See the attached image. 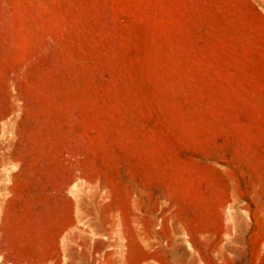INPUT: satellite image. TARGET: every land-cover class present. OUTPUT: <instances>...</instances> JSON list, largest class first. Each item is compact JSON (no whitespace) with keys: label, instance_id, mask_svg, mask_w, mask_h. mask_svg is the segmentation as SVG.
Returning <instances> with one entry per match:
<instances>
[{"label":"rangeland","instance_id":"1","mask_svg":"<svg viewBox=\"0 0 264 264\" xmlns=\"http://www.w3.org/2000/svg\"><path fill=\"white\" fill-rule=\"evenodd\" d=\"M79 246L264 264V0H0V264Z\"/></svg>","mask_w":264,"mask_h":264},{"label":"crops","instance_id":"2","mask_svg":"<svg viewBox=\"0 0 264 264\" xmlns=\"http://www.w3.org/2000/svg\"><path fill=\"white\" fill-rule=\"evenodd\" d=\"M88 239L91 241L93 238L89 237ZM112 246H113V244L111 242V238L108 237V236L107 237L105 236V246H104V248L105 249H110V248H112ZM90 251H91V246H88L87 248L84 247L83 250H81V247L79 246L77 251L74 252L75 259L77 260V261H75V264H81L83 262V260H84L85 253L86 252L89 253Z\"/></svg>","mask_w":264,"mask_h":264}]
</instances>
